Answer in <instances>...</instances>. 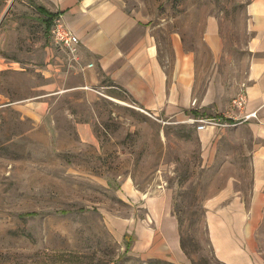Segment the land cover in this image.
<instances>
[{
    "label": "rangeland",
    "instance_id": "374dc122",
    "mask_svg": "<svg viewBox=\"0 0 264 264\" xmlns=\"http://www.w3.org/2000/svg\"><path fill=\"white\" fill-rule=\"evenodd\" d=\"M245 1L121 0L165 33L183 31L190 48L200 46L206 14L219 15L233 56L221 71L238 89ZM41 4L0 0V264H223L210 242L207 202L227 182L250 197V131L220 130L207 156L191 124L151 116L102 88L104 96L86 101L83 89H71L80 85L75 61L49 39L54 11ZM51 82L58 94L38 103ZM127 180L142 193L171 192L184 260L128 251L109 219L127 218L144 202L125 193ZM254 242L264 258V207Z\"/></svg>",
    "mask_w": 264,
    "mask_h": 264
},
{
    "label": "crops",
    "instance_id": "0c3cea01",
    "mask_svg": "<svg viewBox=\"0 0 264 264\" xmlns=\"http://www.w3.org/2000/svg\"><path fill=\"white\" fill-rule=\"evenodd\" d=\"M40 1L61 15L80 38V60L73 63L69 55L80 85L71 89H83L86 101L95 102L105 94L86 89L85 85L102 88L106 93L117 90L142 112L175 118L177 123L195 128L190 118L220 116L228 111L239 84L230 86L221 71L223 61H233V56L226 54V36L216 13L206 14L200 46L190 48L187 41L191 39L183 31L165 33L145 16L129 10L121 0ZM243 15L247 34L241 60L246 66L241 83L248 86L245 112H257V117L240 123L255 140L252 191L246 199L234 182H227L208 200L206 224L220 262L264 264L254 245L257 218L264 207V0H246ZM54 84L48 83L43 92L37 90L38 103L58 94ZM226 129L229 128H196L207 156H213V141L220 130ZM123 189L135 201L144 200L127 218H109L121 237L129 240L128 251L184 260L171 192L165 188L154 194L142 193L128 180Z\"/></svg>",
    "mask_w": 264,
    "mask_h": 264
},
{
    "label": "built area",
    "instance_id": "2783aa9c",
    "mask_svg": "<svg viewBox=\"0 0 264 264\" xmlns=\"http://www.w3.org/2000/svg\"><path fill=\"white\" fill-rule=\"evenodd\" d=\"M50 38L52 42L65 50L70 54L71 60L78 61L79 57V44L80 38L78 34H76L73 30H71L65 24L61 15H56L50 27ZM94 64L91 63L90 66ZM86 89H94L99 93L94 87L85 85ZM248 86L246 82H242L237 93L231 98L230 106L228 111L224 112L220 116L213 117H200V118H190L189 120L196 125L197 130H203L207 126H215L222 128H230L240 123H243L250 118L257 117V112H245V108L248 102ZM103 94V93H102ZM193 103H196V100H193ZM131 106H135L136 104L128 103ZM239 112V113H237ZM244 112V113H243Z\"/></svg>",
    "mask_w": 264,
    "mask_h": 264
},
{
    "label": "trees",
    "instance_id": "16d2710c",
    "mask_svg": "<svg viewBox=\"0 0 264 264\" xmlns=\"http://www.w3.org/2000/svg\"><path fill=\"white\" fill-rule=\"evenodd\" d=\"M38 9L41 10V11L50 12V11H46V10L44 9V7L41 6V5L38 6ZM57 14H58V13H56V12H50L48 15H50L51 17H52V16L55 17ZM44 21H45V23H47V26H49V19H48V20L45 19ZM113 93H115V95L118 93V94H117L118 96H119V95H123L121 92H119V91H117V90H114ZM181 241H182V240H181ZM181 246H182V248L184 249V246L182 245V242H181Z\"/></svg>",
    "mask_w": 264,
    "mask_h": 264
},
{
    "label": "water",
    "instance_id": "95a60500",
    "mask_svg": "<svg viewBox=\"0 0 264 264\" xmlns=\"http://www.w3.org/2000/svg\"><path fill=\"white\" fill-rule=\"evenodd\" d=\"M1 22V21H0Z\"/></svg>",
    "mask_w": 264,
    "mask_h": 264
}]
</instances>
